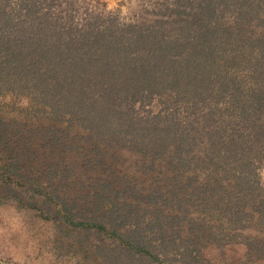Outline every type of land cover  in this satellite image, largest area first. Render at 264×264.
I'll list each match as a JSON object with an SVG mask.
<instances>
[{
    "label": "trees",
    "instance_id": "1",
    "mask_svg": "<svg viewBox=\"0 0 264 264\" xmlns=\"http://www.w3.org/2000/svg\"><path fill=\"white\" fill-rule=\"evenodd\" d=\"M82 1L0 0V207L83 264H216L232 245L264 264V80L220 62L260 1L173 0L164 24L185 34Z\"/></svg>",
    "mask_w": 264,
    "mask_h": 264
},
{
    "label": "rangeland",
    "instance_id": "2",
    "mask_svg": "<svg viewBox=\"0 0 264 264\" xmlns=\"http://www.w3.org/2000/svg\"><path fill=\"white\" fill-rule=\"evenodd\" d=\"M172 1L173 0H83V4H76V7L81 8L82 6H87V8L89 7L90 9L111 13L120 23L142 22L147 25L154 23L155 20H161L162 22H156V26L161 25L160 31L171 34H173V32H176V34L178 32L185 34L183 31H180L179 28H172L170 25L164 24V21L169 19L168 14H173L170 7ZM259 1V9H255L251 12L249 11L246 15L241 17V27L234 30L233 28L235 26L233 24L231 28L233 29L232 31L238 32L242 37L241 47L233 51L236 44L232 39H229V46L224 44V40L220 41L223 42L221 47L225 49V51H223L225 57H221V64L225 66L227 73L231 77L241 80L245 86L250 82L264 80V59L261 60V67L258 68L257 61L254 60L252 55V48L261 44L253 38L261 33L264 34V0ZM236 11L237 9H234L233 6L230 5L225 10L216 12V15H219L220 22L223 26L231 25V22H233L236 16ZM179 14L181 18L189 19V23L193 24V21L199 13L197 10L186 6ZM183 28L186 29L184 25ZM231 52H233L232 54L235 57L230 55ZM227 55L234 58V61L227 62ZM247 59H249V61H247ZM226 62L229 63V65H227ZM185 95L193 96V93L190 92ZM5 100L10 101L11 99L9 100L6 98ZM160 107L161 102H159L157 98H151L139 109V112L141 114H154L159 111ZM177 113L180 114L179 107L176 114ZM127 161L128 160H125L124 162L126 163ZM257 175L259 182L264 186L263 163L259 165ZM13 211L14 210L8 206L0 207V264H83L81 260H77V258L69 255V253H65L62 247L56 246V241H51V227L49 225L37 223L31 225L27 220L20 219L16 211ZM242 250V247L239 245L228 246L222 252L223 257L221 256L220 258L219 252L214 251L211 252V258H213V262L216 264H251L243 259L241 254ZM91 260L92 261H89V263L93 264V258H91Z\"/></svg>",
    "mask_w": 264,
    "mask_h": 264
}]
</instances>
